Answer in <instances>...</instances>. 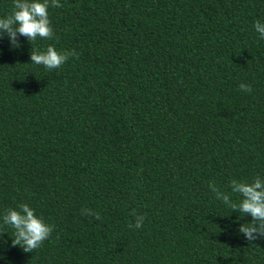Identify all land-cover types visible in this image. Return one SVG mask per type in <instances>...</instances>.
Masks as SVG:
<instances>
[{
  "label": "trees",
  "instance_id": "obj_1",
  "mask_svg": "<svg viewBox=\"0 0 264 264\" xmlns=\"http://www.w3.org/2000/svg\"><path fill=\"white\" fill-rule=\"evenodd\" d=\"M60 3L52 40L0 39V218L55 225L27 253L0 229V264H264L209 188L264 179V0ZM49 45L79 58L31 63Z\"/></svg>",
  "mask_w": 264,
  "mask_h": 264
},
{
  "label": "clouds",
  "instance_id": "obj_2",
  "mask_svg": "<svg viewBox=\"0 0 264 264\" xmlns=\"http://www.w3.org/2000/svg\"><path fill=\"white\" fill-rule=\"evenodd\" d=\"M63 7L60 0H13L12 10L4 17H0V39L7 35L12 47H20L19 37H26L32 44L38 38L52 40L55 36L54 27L49 17V8ZM254 29L259 37L264 39V23L257 20ZM70 57L79 58V53L73 50L58 51L49 45L45 51L31 50V63L42 65L48 70L58 69L63 66ZM240 90L251 92L250 84L241 83ZM229 187L231 194L240 197L239 201H233L229 192L222 190L213 181L209 184L210 191L215 198L230 209L238 212L239 218L251 216V221L239 226L238 231L248 241H256L264 237V179L256 176L251 182L232 179ZM83 215L101 219L99 212L93 209H82ZM135 215V223H130L129 228H142L145 216ZM0 229L10 227L12 229V246H20L24 252H34L41 248L55 230L54 224L47 223L42 216H38L35 209L28 203H21L17 208H8L3 212ZM7 231H0V236Z\"/></svg>",
  "mask_w": 264,
  "mask_h": 264
}]
</instances>
